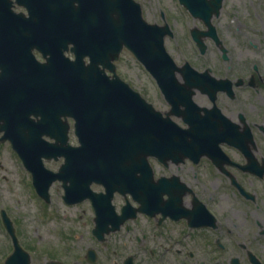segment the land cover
<instances>
[{
  "label": "flooded vegetation",
  "instance_id": "1",
  "mask_svg": "<svg viewBox=\"0 0 264 264\" xmlns=\"http://www.w3.org/2000/svg\"><path fill=\"white\" fill-rule=\"evenodd\" d=\"M133 1L144 19L163 34L166 51L171 38L187 42L182 61H174L194 73L183 78L176 71L177 85L166 97L144 64L123 46L114 62L115 74L162 117L189 133L207 136L194 145L202 153L198 158L184 156L166 162L148 156L156 198L161 181L166 187L161 192L162 206L154 204L152 210L139 208L140 202L130 192L115 190L107 198L104 185L96 181L90 183L96 195L77 202L63 198L64 182L59 177L49 183L47 198L39 196L32 186V169L14 145L20 141L19 131L28 133L26 113L28 120L38 121L55 108L47 106L44 84L34 79L42 76L35 69L42 64H31L32 57L39 63L46 61L47 25L42 10L46 1L0 0V100L4 103L0 106V147L6 152L0 159V181L12 176L29 194L27 185L31 184L44 215L50 212L48 205L54 197L65 206L75 205L76 217L82 215L79 211H89L90 244L84 253L70 243L73 255L67 244L55 247L45 241L47 245L39 250L44 264H68L63 256H69L73 264L83 260L84 264H264V0ZM175 46L180 48L177 42ZM21 53L27 58L20 60L31 57V62L16 64L15 56ZM65 54L74 56L70 50ZM127 54L150 76L154 97L161 95L163 106L142 96L143 87L136 89L138 75L131 76L119 66ZM84 59L87 62L88 56ZM20 70H33L31 78L21 79L26 74ZM104 72L113 78L108 68ZM11 98L19 105H9ZM63 122L68 124L69 138L75 136V118L61 115L59 126L57 122L54 126L62 131ZM41 161L46 168L42 178L47 181L60 170L64 158L43 156ZM97 214L102 215L99 225ZM5 216L11 231L4 227ZM0 228L6 236L0 245V264L15 244L30 255L32 238L29 242L23 238L21 224L1 205ZM59 232L63 239L72 237L61 225ZM48 249H54L59 259L49 261ZM224 251L231 253L224 255Z\"/></svg>",
  "mask_w": 264,
  "mask_h": 264
},
{
  "label": "water",
  "instance_id": "2",
  "mask_svg": "<svg viewBox=\"0 0 264 264\" xmlns=\"http://www.w3.org/2000/svg\"><path fill=\"white\" fill-rule=\"evenodd\" d=\"M45 1L42 10L47 25L43 39L46 61L39 63L34 57L32 62L31 57L22 61L27 58L22 53L15 56L16 64H42L35 67L42 76L34 79L44 84L47 106H55L38 121L28 120L26 113L28 133L19 131L16 135L20 141L14 147L32 169L37 192L47 198L49 183L59 177L64 182L63 198L77 202L96 195L90 189V183L96 181L104 185L107 198L115 190L130 192L140 202L139 208L152 210L154 204L161 207L165 182H160V195L156 198L148 156L164 162L184 156L198 158L202 151L194 145L207 136L189 133L154 111L138 92L116 76L113 60L123 46L129 48L155 77L166 97L177 85L176 71L184 78V74L194 70L186 72L175 64L165 50L163 34L143 19L133 0ZM66 50L73 53V59L64 54ZM104 68L113 73V78L107 77ZM20 71L26 74L21 79L31 78L33 70ZM1 105L4 103L0 100ZM9 105L18 106L19 102L11 98ZM61 115L75 118L78 145L69 144L66 122L62 131L54 126L55 122L59 126ZM43 135L54 141L45 140ZM23 136H27L26 142L22 141ZM43 156L64 157L57 173L47 171L53 175L47 181L42 178ZM95 220L101 224L102 215L97 214ZM4 222L11 231L6 216ZM5 264H29V256L15 244Z\"/></svg>",
  "mask_w": 264,
  "mask_h": 264
},
{
  "label": "rangeland",
  "instance_id": "3",
  "mask_svg": "<svg viewBox=\"0 0 264 264\" xmlns=\"http://www.w3.org/2000/svg\"><path fill=\"white\" fill-rule=\"evenodd\" d=\"M173 10L174 7L172 8V11ZM176 42L180 45L179 49H177L175 46ZM186 43L187 42L185 40L176 39V37L167 41V51L176 62L182 61L183 53L188 47ZM174 47L176 48L175 50ZM209 56L211 61L214 62V56ZM118 64L123 70L126 69L129 75H138L139 79L136 82L138 87L136 89L139 91L140 87H143L142 96L156 105L163 106L162 103L159 102V100H163L161 95L154 97L155 90L149 82V80H151L150 76L144 71V69H139L137 62L132 55H124ZM70 142L76 143V137L73 134L70 135ZM0 149L2 148L0 147ZM3 153L6 154V152L2 149L0 151V159L2 158ZM27 188L30 190V194L27 192L28 190L26 189L25 185L19 184L15 178L13 180L12 176L7 182L0 181L1 207L6 208L11 216L21 224L22 231L24 232L23 238H26V241L28 242V239L32 238V245H30L32 246V252H30V264H44L45 258L41 257L42 253H40L39 250L42 249L43 246L47 245V242L55 247L70 243L72 248L73 246H76L79 250V253L82 252L83 254L85 249L89 246L88 244H90V239L88 238L90 216L89 211H79V213H82V215L76 217L75 210L77 207L75 205L71 207L65 206L61 200L59 201L57 197H54L53 202L48 205V208L51 209L49 210L50 212L44 215L42 206L37 203V200H35L38 199V197L34 194L31 184L30 186L27 185ZM83 205V207L86 208V204L83 203ZM54 215L55 217L53 218ZM59 225L62 226V230H69V232L72 233L70 240L62 238L59 232ZM55 228L57 230H54ZM71 229H73L74 232L70 231ZM73 234H75L76 237ZM5 238L6 236L3 233V229L0 228L1 246L4 245ZM66 248L72 255L74 254V250L69 244L66 245ZM62 249H64V247ZM230 253L231 251H224V255H229ZM236 254H240V252H237ZM46 255L49 261L59 259V255L56 251H54V249H48ZM63 257V261H66L68 264H73V261L69 260V256ZM81 258L84 259L83 256H81ZM83 261H80L78 264H84Z\"/></svg>",
  "mask_w": 264,
  "mask_h": 264
}]
</instances>
